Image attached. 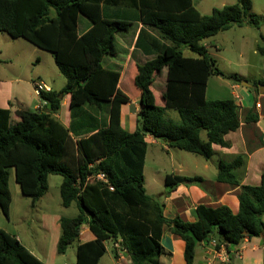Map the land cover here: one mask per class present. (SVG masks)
I'll list each match as a JSON object with an SVG mask.
<instances>
[{"label":"trees","instance_id":"trees-1","mask_svg":"<svg viewBox=\"0 0 264 264\" xmlns=\"http://www.w3.org/2000/svg\"><path fill=\"white\" fill-rule=\"evenodd\" d=\"M252 8V0H237L203 15L193 0H0V33L53 54L66 80L61 91L42 92L40 98L47 103L44 110L17 111L15 125L10 111L0 108L3 214L9 218L13 170L22 195L33 202L48 193L50 176L63 178L62 205H76L79 215L61 218L57 253L65 255L70 246L78 244L75 264H99L106 253L105 243L119 238L131 264H161L165 226L185 243L186 264H194L198 246L212 240L217 241V249L225 245L231 253L230 248L246 239H264V175L257 187L242 185L235 172L245 166V157L220 162L217 167L219 183L240 188L238 213L228 206L199 205L195 222L179 216L167 218L162 200L147 194L144 175L147 135L169 149L210 161L213 146L227 147L225 137L239 130L238 103L209 100L207 88L212 77L237 83L244 79L221 71L204 42L234 27L260 29L264 16L253 14ZM82 19L90 25L86 32H81ZM135 23L153 31L165 44L155 40L142 44V31L137 37L136 47L141 45L150 59L137 65L134 84L141 108L137 129L130 133L121 124V110L131 99L119 86L121 73L105 68L103 61L117 55V34L128 32ZM186 51L195 56H186ZM257 51L264 55V45ZM164 71L166 85L158 105L153 86ZM61 95L71 96L69 128L56 117ZM258 120L252 109L245 123ZM201 182V177L169 174L162 197L180 185ZM83 225L89 226L95 239L80 244ZM229 260L232 264L234 255ZM0 264L45 263L16 236L0 229Z\"/></svg>","mask_w":264,"mask_h":264},{"label":"crops","instance_id":"crops-1","mask_svg":"<svg viewBox=\"0 0 264 264\" xmlns=\"http://www.w3.org/2000/svg\"><path fill=\"white\" fill-rule=\"evenodd\" d=\"M193 2L195 7L197 8L195 0H193ZM203 15H209V13L204 12ZM83 23L84 24L82 25L83 28L81 27V32H86L89 29L90 25L85 21ZM248 28L249 25L234 27L228 31L219 33L217 36H219L220 34H236L240 30L247 31L251 28V26L249 29ZM256 30L258 34H260L259 37H257L256 35L242 36L243 48H238V60L236 61V63L237 65H242L243 59L245 57V47L252 49L253 53L259 56V68L256 71L257 75L254 77H250L246 76V74H243V72H232L231 70L229 71L223 69V72L225 74L238 75L242 77L244 81H242L241 83H237L233 80L225 79L222 77H212L210 78L208 83V88H210L211 81L215 80L214 82H216L219 78H221L223 82L229 84L232 90L230 99H234L240 106L239 113L241 126L238 131L232 132L225 137V140L228 144L227 147H221L218 145L213 146L215 154L214 156L216 157V159L214 160L212 158L210 161H208V163H211V165H213V167L217 171L216 175L209 179H204L203 177H201L203 178V182L196 185H180L174 192L170 194V196L165 198L164 201L162 200V202L165 204L164 214L169 219H173L179 216L186 222H195L198 220L196 208L199 205H205L207 207L212 208L228 206L234 213H238L240 188L231 187L228 184L219 183L217 181V167L220 162L231 163L238 156L245 157V166L242 169L237 170L235 174L240 179L242 185L257 187L261 184V177L262 175H264V94H261L259 91V87L261 86L259 85V83L260 81H264V55H261L257 51V49L259 46H262L263 43H260L263 42L264 37L262 34L263 28ZM140 31H142L144 34V40L142 39V44H145L146 42L149 43L154 40L158 41L160 45L165 44V42L160 40L153 31L143 27V25L140 23H135L128 32L117 34L116 45L118 44V47L116 48L118 53L116 56L110 58H120L119 49H122V52L126 53V57L123 59L124 62L122 65L117 64L115 61L109 62V65H113L117 68L123 69L121 72L119 71L121 73V79L119 84L121 90L123 77H126L128 73L131 72V70V77H135L137 74V65H143L150 59V57L146 56L142 51L141 45L139 46V48L136 47V41ZM126 34H129V36H127ZM0 40L8 41L15 39L11 38V36L6 33H0ZM204 44L207 47L206 41L204 42ZM1 47L2 45L0 44V49ZM185 55H187V51L185 52ZM15 61L16 60L13 57H5L3 55L2 50H0V66L5 65V69L2 72L3 77H0V108L7 109L10 111L12 125H15L18 122V117L16 116L17 111L39 112L45 109L47 103L42 101L40 96H37L34 92L36 84L43 83L46 87L44 92H49L51 90L59 92L65 87L59 86V88H57L59 90H57L56 88H54V81L53 83H51L45 78H43L41 74H39V72L35 71V67L32 65L31 67L26 66V68L21 70L16 68L11 69L14 68L13 64ZM36 61L38 63L37 66H39L41 64L40 58H37ZM29 62L32 64L30 60ZM6 68H8V71H6ZM105 68L110 69L109 67ZM1 71L2 70L0 69V72ZM165 83L166 73L164 87L162 88L161 92L165 90ZM245 83H247L249 86H247ZM255 85H257L258 87V92L255 91ZM208 88L207 98L209 91ZM130 99V103L122 106L121 124L125 130L132 133L137 129L138 113L141 108L139 103L140 95H138L136 99H133L131 97ZM70 104L71 96L65 95L62 99L61 108L58 114L56 115L57 119L67 128L70 127L72 120ZM252 109H254L256 114L259 116V120L255 123H245V118L249 111ZM159 141L160 140H157L150 135L146 136V142L148 145L157 144ZM146 162L147 154L145 159L144 175L146 170ZM205 168L207 169L208 166L205 165ZM180 169L183 170V166H180ZM179 176L200 177L190 176L187 173ZM207 181H209V187H205V183ZM9 234L16 236L19 241L23 244V241L21 240L20 236L15 233ZM84 237L85 240L83 239ZM94 239L95 236L90 231L89 226L83 225L81 227L79 243H88L93 241ZM121 243V238L106 242V253L101 258L99 264H101L102 260L108 255L115 260V264H131V259L129 255L125 251L120 252ZM161 245L164 248V254L160 258L161 264H186L184 258L185 243L179 236L172 234L167 226L163 228ZM77 246L78 244L76 245L75 255L77 253ZM229 250L231 253H229L226 247L217 250L213 247L212 244L204 243L202 245H199L196 250L194 264H229L230 255H234V261H232V264H238L236 263V260L242 261V264H262L264 262V258L260 254L261 251H264L263 238L246 239L239 247L230 248ZM237 254H239L240 256H238Z\"/></svg>","mask_w":264,"mask_h":264},{"label":"rangeland","instance_id":"rangeland-1","mask_svg":"<svg viewBox=\"0 0 264 264\" xmlns=\"http://www.w3.org/2000/svg\"><path fill=\"white\" fill-rule=\"evenodd\" d=\"M195 2L202 14L204 12L211 14L213 8L233 5L237 3V0H195ZM253 3L252 13L260 17L264 16V0H253ZM84 21L87 22L85 19H82L80 23V27L82 28ZM261 28H263L262 34L264 37V26ZM126 35L129 36V34ZM243 35L260 36L257 30L252 27L247 31L240 30L236 34H220L206 40L207 48L217 60L219 68L222 71L224 69L231 70L232 72H243L246 76L254 77L257 75L256 71L259 68V56L255 55L252 49L245 47V57L242 65H237L236 63L238 60V48H243ZM0 44L2 45L0 50H2L3 55L5 57H13L16 60L13 64L14 68L11 69L16 68L21 70L26 68V66L31 67L32 65L35 67V71L39 72L43 78L51 83L54 81V88L57 89L59 86H65L66 80L60 75L53 54L50 52L40 50L23 39L0 40ZM260 44L263 46L264 42ZM116 47H118V44ZM119 52L120 58L107 57L103 65L121 72L122 68L109 65L111 61H115L119 65L123 64L126 53L122 52V49H119ZM186 56L195 55L187 53ZM37 58L41 60L39 66H37ZM0 69L2 70L0 77H3L2 72L5 69V65H1ZM6 71H8V68H6ZM131 75L132 70L126 77H123L122 91L129 97L136 99L140 95V92L135 87L134 77H131ZM164 81L165 71L158 76L153 86L158 105L162 103L160 93L164 87ZM214 81H211L210 88H208V99H230L232 90L229 84L223 82L221 78L216 82ZM169 113L172 118H179L176 112ZM99 119L102 120V117L100 116ZM214 155L212 158L215 160L216 157ZM205 165L208 166L207 169ZM180 166H183V170L180 169ZM186 173L190 176H200L204 179H209L216 175L217 171L211 163H208L202 157L177 149H169L161 140L157 144L148 145L145 187L150 197L164 201L165 197L162 196L167 190L165 177L169 174L182 175ZM62 180L61 176H50L48 193L41 200L33 202L32 199L22 195L19 185L15 181L14 171L11 170L10 190L13 196V204L9 212V218L3 214L0 208V229L20 236L24 246L32 251L34 255L38 256L41 261L48 264H75L77 244L70 246L65 255L57 253V245L61 236L60 218L71 219L79 215V211L75 205L69 208H65L62 205L60 196ZM205 187H209V181L205 183ZM83 239L85 240V237ZM260 254L264 258V251H261ZM236 263L242 264V261L236 260ZM101 264H115V260L108 255L102 260Z\"/></svg>","mask_w":264,"mask_h":264},{"label":"built area","instance_id":"built-area-1","mask_svg":"<svg viewBox=\"0 0 264 264\" xmlns=\"http://www.w3.org/2000/svg\"><path fill=\"white\" fill-rule=\"evenodd\" d=\"M45 88H46V87H45V85H44L43 83L36 84V85H35V91H34V92H35V94H36L37 96H41L42 92L45 91ZM44 102H45V101H44ZM45 103H46V102H45ZM101 178H102V176H101ZM210 244H212L213 247L217 249L218 243H217L216 240H212ZM225 247H226L225 245H221L219 249H223V248H225ZM219 249H217V250H219ZM122 251L124 252V250H122V248H120V252H122ZM237 255L240 256L239 254H237Z\"/></svg>","mask_w":264,"mask_h":264},{"label":"water","instance_id":"water-1","mask_svg":"<svg viewBox=\"0 0 264 264\" xmlns=\"http://www.w3.org/2000/svg\"><path fill=\"white\" fill-rule=\"evenodd\" d=\"M245 84H246L247 86H249L247 83H245ZM259 91H260L261 94H264V92H263V91H264V85H261V86L259 87ZM60 99H61V100L63 99V96H62V95L60 96ZM262 238H263V237H262Z\"/></svg>","mask_w":264,"mask_h":264}]
</instances>
